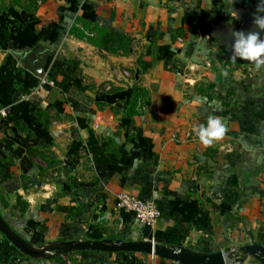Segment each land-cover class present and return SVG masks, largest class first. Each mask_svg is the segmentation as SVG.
Instances as JSON below:
<instances>
[{"label":"crops","instance_id":"0c3cea01","mask_svg":"<svg viewBox=\"0 0 264 264\" xmlns=\"http://www.w3.org/2000/svg\"><path fill=\"white\" fill-rule=\"evenodd\" d=\"M234 2L46 0L30 11L0 0V215L13 231L35 247L264 248V67L218 60L200 29L231 21ZM133 87L147 93L137 114ZM209 115L227 134L206 148L193 129ZM121 193L156 205L153 229L115 208ZM66 255L24 257L0 233V264H176Z\"/></svg>","mask_w":264,"mask_h":264},{"label":"water","instance_id":"95a60500","mask_svg":"<svg viewBox=\"0 0 264 264\" xmlns=\"http://www.w3.org/2000/svg\"><path fill=\"white\" fill-rule=\"evenodd\" d=\"M261 0H236L233 4L237 21L229 29L225 24H209L201 22L202 32L209 34L218 44L224 47V53L216 56L218 60L230 62L233 54L234 43L232 32L249 31L260 32L261 39H264V31H260L253 24L254 15L264 16V12L257 13V6ZM241 66H255L254 64L237 58L234 63ZM0 233L5 239L22 255L31 259H49L56 256H63L76 252H102V253H140L170 260L176 264H228L234 259L229 251H218L216 253H196L182 246L167 247L154 243L153 241H125L122 239H101V240H69L53 241L35 247L15 231H13L0 215ZM243 257L234 259L236 263L242 264L246 257H252L260 264H264V248L260 245H248L240 249Z\"/></svg>","mask_w":264,"mask_h":264},{"label":"clouds","instance_id":"9594fccd","mask_svg":"<svg viewBox=\"0 0 264 264\" xmlns=\"http://www.w3.org/2000/svg\"><path fill=\"white\" fill-rule=\"evenodd\" d=\"M256 11L257 13L264 12V0H261ZM253 24L260 31H264V16L254 15ZM232 37L234 43L231 61L233 63L239 58L254 64L257 70L264 67V39H261L260 32L234 31ZM193 131L200 143L207 148L225 137L227 126L223 118L209 115L206 125H199Z\"/></svg>","mask_w":264,"mask_h":264},{"label":"built area","instance_id":"2783aa9c","mask_svg":"<svg viewBox=\"0 0 264 264\" xmlns=\"http://www.w3.org/2000/svg\"><path fill=\"white\" fill-rule=\"evenodd\" d=\"M44 80H41L38 93H42ZM115 208L126 212H131L135 215L140 225L153 229L157 223L160 213L158 208L153 202L143 201L136 196L121 193L116 197Z\"/></svg>","mask_w":264,"mask_h":264},{"label":"trees","instance_id":"16d2710c","mask_svg":"<svg viewBox=\"0 0 264 264\" xmlns=\"http://www.w3.org/2000/svg\"><path fill=\"white\" fill-rule=\"evenodd\" d=\"M10 1L14 5L22 6L25 9L33 11L34 8L36 7L37 1L43 2L46 0H10ZM85 28H86V26H85ZM76 30H78V28L75 29L73 27V29L70 32L73 34H76L77 33ZM78 36H79V38H85V40L90 41L89 37L85 36V32H84V36H83V33H81V35L78 34ZM146 96H147V93L143 89H141L139 87L131 88V90H130V101L128 102V106L131 108L130 109L131 113H133V114L141 113L142 107L145 106L147 103ZM137 105H139V107H137ZM15 251H17V250L15 249ZM17 253H19L21 256H24L19 251H17ZM79 253H81V252H79ZM58 258H60V256L52 257L51 259L56 260Z\"/></svg>","mask_w":264,"mask_h":264},{"label":"rangeland","instance_id":"374dc122","mask_svg":"<svg viewBox=\"0 0 264 264\" xmlns=\"http://www.w3.org/2000/svg\"><path fill=\"white\" fill-rule=\"evenodd\" d=\"M234 1H236V0H233V2ZM231 10L234 13L233 18H231V21H228L227 23H223V24H225V27L227 29H229L231 26H233L235 24V22L237 21V19H238L233 4L231 5ZM213 41H214V46L217 48L216 49V53H215L216 56L222 55L224 53V47L218 44V40L214 39ZM232 250H234V249H232ZM233 252H235V253L234 254L232 252L231 253L234 255V257H233L234 259H238V258L243 257V253H242L241 250H239V251L234 250ZM67 259L69 260L70 258H67ZM234 259L230 260L228 262V264H239V263H236ZM244 263H247V264H260L256 260H254L252 257H246L245 261L242 264H244Z\"/></svg>","mask_w":264,"mask_h":264}]
</instances>
